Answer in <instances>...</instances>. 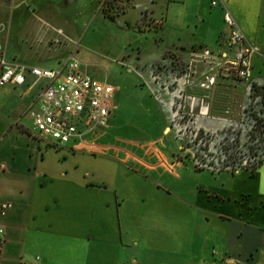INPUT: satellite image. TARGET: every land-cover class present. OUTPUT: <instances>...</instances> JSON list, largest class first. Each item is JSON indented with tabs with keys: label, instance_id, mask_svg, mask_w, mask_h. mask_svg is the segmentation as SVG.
I'll return each instance as SVG.
<instances>
[{
	"label": "crops",
	"instance_id": "0c3cea01",
	"mask_svg": "<svg viewBox=\"0 0 264 264\" xmlns=\"http://www.w3.org/2000/svg\"><path fill=\"white\" fill-rule=\"evenodd\" d=\"M7 1V17L0 21L6 65L58 68L67 60L62 54L72 33L86 23L85 13L95 14L100 0ZM119 1L124 8L116 16L98 14L115 21L120 38L138 33L152 46L148 53L136 42L138 55L122 50L109 73L124 69L141 112L155 109L170 119L163 110L175 109L163 101L166 91L171 96L169 83L158 80L154 69L168 62L172 49L192 71V52L224 50V10L210 0ZM228 1L226 7L258 49L250 77L238 87L264 92V0ZM11 10L30 13L33 22L22 29L33 40L20 41L9 54ZM144 15L151 22L145 30L139 27ZM32 43L40 50H31ZM104 72L97 79L110 82ZM122 83H112L117 88L108 126L63 145L34 133L29 110L37 105L41 81L33 83L30 75L22 85L0 86V205L11 203L0 211V264L32 263L37 256L38 264H264V166L196 169L180 150L154 136L114 137L112 122L126 116Z\"/></svg>",
	"mask_w": 264,
	"mask_h": 264
},
{
	"label": "rangeland",
	"instance_id": "374dc122",
	"mask_svg": "<svg viewBox=\"0 0 264 264\" xmlns=\"http://www.w3.org/2000/svg\"><path fill=\"white\" fill-rule=\"evenodd\" d=\"M223 1L230 6L228 0ZM7 2L0 0V21L7 17ZM123 8L122 1L100 0L94 15L90 12L84 14L86 23L82 22L78 30L72 33L74 35L69 49L63 48L65 50L62 54L65 60L70 58V55L86 64L96 78H104L106 71L110 82H123L125 85L126 89L122 91L124 99L120 103L126 116H118V119L112 122L115 128L112 131L114 137L154 136L166 146L180 150L179 153L185 155L192 166L196 164V169H200L197 165L207 166V163L211 164L208 166L228 170H238L256 164L264 166V96L261 97L254 89L256 86L244 89L238 87V83L242 82L229 75L231 80L224 77L213 61L203 59L200 49L196 50L198 54L192 52V64H195L196 69L194 71L187 67L189 63L187 64L186 60L182 62L179 59L178 52L174 49L166 54L168 62L158 63L154 69L158 80L169 83L171 96L166 91L163 101L169 104L170 100L175 109L170 111V107H165L163 110L172 117L164 119L163 111L155 112V109L141 112L143 109L139 107L137 94H132L135 87L130 76L125 77L124 69H121L122 73L117 72L118 76L109 73V68L111 61H114V57L122 50L125 52L134 49L133 54L138 55L140 47L135 43L141 42L143 49L149 53L152 42L146 38L140 39L138 33L132 34L134 36L130 34L129 39L120 38L122 34L115 21L98 14V11H101L105 16L114 17ZM145 16H142L143 22L139 25L143 30L151 23ZM29 21L32 23L33 19L28 11H10L7 39L9 54L17 51L15 48L20 41L27 45L25 41L29 43L33 40L32 35L22 29L24 22ZM157 24L154 25L155 28ZM225 30L224 25L223 32ZM4 35L1 32L2 40ZM32 44L31 50H40V44ZM191 51L189 49V52ZM121 63L123 65L125 62ZM127 70L130 71L131 68L128 67ZM24 121L27 127H30L31 120L25 118ZM165 127H168L167 131ZM130 195L136 197V189H132Z\"/></svg>",
	"mask_w": 264,
	"mask_h": 264
},
{
	"label": "built area",
	"instance_id": "2783aa9c",
	"mask_svg": "<svg viewBox=\"0 0 264 264\" xmlns=\"http://www.w3.org/2000/svg\"><path fill=\"white\" fill-rule=\"evenodd\" d=\"M210 5H220L226 27L225 49L212 53L204 51L203 59L213 61L221 72L237 79L247 80L252 72V58L257 47L246 37L233 14L223 0H210ZM0 86H19L33 77V83L41 81L35 97L36 107L29 110L34 133L41 139L63 145L83 140V136L96 127H107L115 106L113 96L116 86L88 73L86 65L70 56L62 66L48 68L23 64L6 65L4 50L0 48ZM10 202L0 205L4 214ZM4 231L0 228V247ZM39 257L32 263L38 264Z\"/></svg>",
	"mask_w": 264,
	"mask_h": 264
},
{
	"label": "trees",
	"instance_id": "16d2710c",
	"mask_svg": "<svg viewBox=\"0 0 264 264\" xmlns=\"http://www.w3.org/2000/svg\"><path fill=\"white\" fill-rule=\"evenodd\" d=\"M257 92L260 94V96L261 97H263L264 96V92H263V90H257ZM201 130V129H200ZM262 133V132H261ZM259 136V135H258ZM263 136V135H262ZM262 138H264V137H262ZM208 165L210 164V163H207ZM211 165V164H210ZM223 165H225V163L223 164ZM257 165L258 164H256V165H252V166H249L248 168H252V169H255V168H257ZM220 168H223V167H220ZM247 168V167H246Z\"/></svg>",
	"mask_w": 264,
	"mask_h": 264
}]
</instances>
